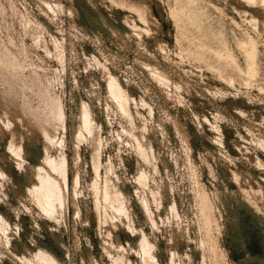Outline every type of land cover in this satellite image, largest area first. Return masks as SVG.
Listing matches in <instances>:
<instances>
[{
  "label": "bare ground",
  "instance_id": "6f19581e",
  "mask_svg": "<svg viewBox=\"0 0 264 264\" xmlns=\"http://www.w3.org/2000/svg\"><path fill=\"white\" fill-rule=\"evenodd\" d=\"M75 1L76 0H66L68 6H65L63 0H0V154L2 157L0 160V244L3 243L4 247L6 246L9 248L10 253H12L10 257L3 252V257L0 255V264H5L4 259H7L11 264L65 263L64 261L61 262L62 259L50 249L39 245L34 234L31 233L28 240H26V242L24 241L25 238L22 236V229L19 222L20 216L24 214L26 216H32L31 218H33L34 226L38 224L36 216H39L50 222V224H53V227L54 224H56L58 227L62 228V230H59L60 228L54 227L55 229L57 228V231L59 230V235L55 236V241L65 258L69 255L68 246L65 240H63L64 237L62 234L64 232L63 229H67V225L69 224L68 200L70 198V188L68 156L67 152H65L69 125H71L70 128L73 131V138L71 141L74 147V159L72 160L74 173L72 194L75 198H81L79 196L82 195L81 193H84L82 191L84 183L81 172L84 168L82 166L83 157L80 155L79 146L80 143L85 142L92 150L89 186L93 193H91L94 198L93 205L95 207H93L99 220L98 224L101 225L99 227L100 229L101 227L104 228V233L108 235L109 238L114 237L113 232L116 233V230L119 231L121 229L127 231L131 235L128 244L126 243L127 247L121 244V242L118 243L119 246H117L119 248L116 250L119 251L120 254L115 252V250L114 252L116 254L113 255L118 256L117 254H119V256L118 258L115 256L116 259L114 258V262H111L114 264H123L126 259L129 258H127V251L128 254L129 252L130 254L134 252V258H136L135 256L137 255V257H139L137 258L138 261L141 260L143 263L145 262V264H163L160 259L161 257H159V251L162 253V249H160L161 246H159V238H169L166 229V227L168 228L170 225L166 226V224L169 223V219L170 221L173 220V224L171 225L176 227L179 234L187 236L189 239L187 242L189 244L195 242L193 238L194 235H192L195 230L187 227L188 225L185 226L186 220L183 223L184 218H182L179 211L181 210L180 207L183 204L182 202V204L179 203V205L181 204V206H179L180 209L174 202H171L170 208H167L168 211L170 210L171 217L168 214L167 216L164 215L163 211L166 208L162 210V207H164V199L165 203H168L166 202V197L175 201L174 195L176 192L174 193V191L175 188L177 189L176 185H178L174 182L177 178V176L176 178H174V176L177 174L173 175L170 165L172 164L171 157L174 156L175 153L168 149L169 138L167 139L165 136V133L169 130L167 128V130L165 129L166 131H164L163 127L160 129L159 134L162 139L157 143L155 142V145L150 142L151 140L149 141L152 137L148 138V132H150L152 128L148 130L146 127L147 122L143 115V108L147 105L150 107V105H145L146 99H143V95L136 93L138 91L135 92V89H132L133 85L131 87V79L128 76V70L132 66H129L126 62L127 57L124 53L117 56V60L112 58L113 62L107 57L108 60H104V56L103 59H101L102 57L100 58V56L102 53L99 56H92L93 59L90 60V63L95 62L96 66L94 67V71H91V67H93L95 63H93L94 65L92 64L93 66H91V64L89 67L86 66L85 80L89 83L92 81V84L96 85V88L94 87L95 90H97V87L100 90H105V95L103 94L101 98H104L103 101L105 104L102 102L104 106H102L103 108L101 109L105 113L106 111L114 110L117 115L119 114V118L121 117L119 122L121 123L120 128H122V132L113 139L118 142L122 141L120 144L122 143L127 147V150L124 151L118 147V151L127 152L128 156H132V158L136 160L134 169L131 170L130 167L126 165V162V164H123L124 162H122V160L116 163L110 153L108 154L106 152L107 154H104V151L107 150L109 139L104 136L103 129H101V123L99 124L100 114L97 112L98 109L96 110L93 100L90 101L87 98L80 97V102H76V113H69L68 102L74 101V91L75 88L80 85L79 83L81 80L75 76L71 83L72 85L68 86L67 84V71H65L64 68L65 51H67L65 50V48H67L65 45H67V43H65L64 20L62 15L66 14L71 25H75L74 23L77 21L73 19L78 16V11L75 8ZM178 1L180 2V6L178 8H173L172 11L173 18L176 20L177 24L182 25L183 22L189 20L193 27L199 28L203 21V16L205 15L204 6L196 4L195 0H171L170 3L173 4ZM216 1L219 5L215 6L219 11L222 10L223 12L227 7L234 9L238 16L248 18V21L254 26L258 33L264 34V0ZM99 2L105 4L108 15L115 20L114 22L119 24V26H117V24L115 26V24H111V22H109L110 20L108 21L106 17L100 15L102 20H99V17V19L96 18L95 21L100 22L101 27L103 26L106 32L108 31L112 35L119 32L128 36L129 39L133 41V47L137 53H140L141 47L149 45L154 49L153 53L154 51L155 53L157 52L164 60L167 59L166 61H168V58L173 57L171 52L174 53V51L170 47V44L159 37L161 25L155 21L152 14V0H99ZM208 4L212 5L213 2ZM95 8L99 10V6ZM116 8L120 9V12L115 18L113 12ZM46 20H48V26H46ZM219 26L221 29L227 30V34L229 35L236 32L231 21H221ZM91 32V37H98L99 39L100 33H98V30L94 28V31L92 30ZM84 35L83 37L86 39L89 38V30ZM223 36L226 39L224 41H218L221 43V47H215V40L214 38H210L208 33H205L202 37L193 38V40H179V52L176 53V55L181 58L186 57L187 60L199 70L206 65L210 71L211 78L226 82V84L227 82H229L228 84L231 83L234 85H236L235 82L244 84L249 82V80H257L259 75L257 72L259 71L260 52L256 48L255 38L251 36L246 43L240 42L242 43L240 46L248 64V70L245 73L243 67L235 59L233 52L228 48L226 50L223 49L224 46L227 45L226 41L228 40L226 35ZM40 51L45 52L47 56L55 61L56 66L54 68L47 66L44 57L40 55ZM133 61L137 65L141 63L136 53ZM163 72L161 70L160 73L159 71L151 73H154L153 76H155L159 82L166 85L170 79L168 74ZM96 92L99 93L98 91ZM97 93L92 95L93 99L95 96V100H99L98 96H96ZM239 95L241 96L240 93ZM220 96L222 95L220 94ZM234 96H237V94H234ZM246 96L244 94V96L241 97L246 100V102H251L255 97L252 96V99ZM256 100L258 101V99ZM149 107L148 109H150ZM148 111L150 112V110ZM215 111L217 110L215 109ZM196 112L195 115H193H198L200 117V112L198 114ZM219 116L220 115H215L214 122L220 120ZM201 118L202 117H200V119ZM195 119H198V117H195ZM203 119H205V121L207 120L206 117ZM218 126L220 127V125ZM212 127L214 128L211 130L214 131L215 129V133L219 131V127L214 125ZM219 132L221 133V129ZM154 133L156 135L157 132ZM153 134H151V136H153ZM252 135L250 134L249 136ZM221 139L220 135L217 134L212 140L215 141L214 143H221ZM258 141H260V139H258ZM260 142L263 141L261 140ZM243 149L246 150L247 148ZM36 151L39 153H36ZM250 153L252 154L250 151L246 153V159L250 160V162L255 165H253L255 168L257 167L262 171L260 167L264 166V164L262 165L264 159L260 161L258 156L250 157ZM172 158L175 161V158ZM231 159L233 158L231 157ZM6 161H10L15 166L16 171L9 172L5 167ZM240 164H243V162ZM232 165L233 167H237V165ZM230 169L233 170V168ZM11 174L19 175L24 179L26 198L29 204L26 205L25 201H19L18 209L11 211L12 217L10 219L8 211L2 210L3 206L6 204L2 197V193L5 192V188L15 185L14 176ZM102 174H104L103 177ZM234 175L232 178H234ZM249 175L251 176H242L241 174L235 176L234 182L237 187L235 193L232 195H234L238 201H248L256 207H264V189L261 186L262 183L259 181L260 178L258 177L259 179L253 181L252 176H254V173L251 172ZM201 190H203L201 191L203 193H197L199 194L197 197L199 200L198 204L192 205H198L199 210L197 211H200V213L198 212L199 215L202 214L204 216H202V218H206L204 220V227L201 225L200 228L209 230L208 228H210L211 221L216 219L214 223L215 225L217 224L216 227L218 229L221 227L224 229V217L218 212H213L211 205L216 201H219V203L221 201L224 202L225 196L220 195V193L214 194L204 192L205 190L202 188ZM87 199L88 198L83 201ZM171 200H169V202ZM153 203L156 205L155 210L151 209ZM186 203L184 201V204ZM75 205L74 214L79 218V215L83 212L84 204L77 202ZM155 205H153V207ZM136 208H139L138 211H140L139 213L143 216L142 221L135 214ZM189 208L190 207H188V209ZM192 208V212H194V207ZM183 209H185V207H183ZM189 210L191 211V209ZM166 213L165 211V214ZM213 215L215 218H211ZM85 223L88 224L89 221ZM218 225H220V227H218ZM99 227L96 230H98ZM196 229V232L200 230H198V228ZM218 231L217 234H222L219 233L221 231ZM101 233L100 230H98L96 234L100 236ZM105 234L102 235V237L105 236ZM198 236H200V234ZM217 236L219 235H216V237ZM104 238H106V236ZM117 238H111L109 242L110 240L114 241V239L117 241ZM199 240L200 243H198V245L200 247L204 242H201L202 239ZM161 241L164 240H160V243ZM111 242L109 247L111 246L112 249L107 248L113 250L114 244H111ZM212 243L214 242L212 241ZM212 245L214 246L215 244ZM212 245L211 250L216 254L214 248L217 247V244L214 247ZM103 247L106 248V246ZM129 249L132 251H129ZM108 253L110 254L111 252ZM168 253L170 257H168L169 261L172 260L171 262L173 264H194L195 262L191 251L184 252L179 248L177 251L170 249ZM113 255H111V257H114ZM213 257L215 258V255H212V258ZM202 258L204 264H212L211 262L206 263V258L204 256ZM218 260L219 259H217V261ZM131 261L128 260L125 263H131ZM132 263H135L134 260ZM136 263L138 264V262ZM164 264H167V262Z\"/></svg>",
  "mask_w": 264,
  "mask_h": 264
},
{
  "label": "rangeland",
  "instance_id": "374dc122",
  "mask_svg": "<svg viewBox=\"0 0 264 264\" xmlns=\"http://www.w3.org/2000/svg\"><path fill=\"white\" fill-rule=\"evenodd\" d=\"M63 1L65 2H63L64 5L68 6L66 0ZM170 2L171 0H152L151 6L155 21L161 25L159 37L163 40H166L174 51V53L171 52L173 57L168 58V61H166L167 59L164 60V58L160 57L157 52L155 53L154 51L153 53L154 49L149 45L141 47L140 53H137L133 47V41L129 39L128 36H125L119 32L114 35L108 31L106 32L105 28L103 26L101 27L100 22L95 21L96 18L99 19L100 15L106 17V19H108V21L110 20L109 22H111L113 25L115 24V26L116 24L119 26V24L114 22L115 20L108 15L105 4L100 3L99 0H76L75 8L78 11V16L73 19H76L75 21H77H74L75 25L73 26L71 25V22L69 18H67L66 14H63L64 16L62 15L64 20L65 43H67V45H65V47H67L65 48V50H67L65 51L66 61L64 59V68L65 71H67V84L68 86L72 85L71 83L73 82L75 76L81 80L79 83L80 85L75 88L74 101L68 102L69 113H76V102H80V97L87 98L90 101L93 100L96 110L98 109L97 112L100 114L99 124L101 123V129H103L104 136L109 139V144L107 146V150L104 151V154L110 153L116 163L122 160V162H124L123 164L127 163L126 165L130 167L131 170L134 169L136 160L132 158V156H128L127 152L124 153L118 151L119 148H121L123 151L127 150V147L122 143L120 144L122 141L118 142L113 139L122 132V128H120L121 123L119 122L121 117L119 118V114L117 115L114 110V112L109 110L105 113L101 109L105 104L103 101L104 98L101 99L102 95H105V90H100L98 87L97 90H95L94 87L96 85H93L92 81L89 83L85 80V69L89 67L90 64L93 66V63H95H90V60L93 59L92 56H99L102 53L100 56V58L102 57L101 59H103L104 56V60L111 59V62H113L112 58L117 60V56L124 53L127 57L126 62L129 64V66H132L128 70V76L131 79V87L133 85L134 88L132 87V89H135V92L138 91L136 93L143 95V99H146V101L144 100L146 103L145 105H150V107L147 105L150 109H148L147 106L143 108V115L146 118V127L148 130L152 128L150 132H148V138H155L156 141L155 139L153 141L152 138L149 139V141L151 140L150 142L155 145L159 140L162 139L159 134L160 129L163 127L164 131H166L168 128L169 131L165 133L167 139L169 138L168 149H170V151H174L175 153L174 156H172L175 158V161L171 157L172 164H170L173 175L177 174L174 176V178L177 176V180L175 179L176 181L174 180V182L175 184H178L176 185L177 189L175 188L174 191V193L176 192L174 195L175 201H173V199L171 200L169 197H166V202L168 203H165L164 199V207H162V210L164 208L169 209L171 202H174L179 208L182 203L184 204V201L185 203L188 201L186 204H184V206L182 204L180 207L182 211H179L182 215V218H184L183 223L186 220L185 226L188 225L187 227L195 230L194 233H192V235H194L193 238L195 242H193V244H189L187 242V240H189L187 236L185 235V237L184 235L182 236V234H179L176 227L171 225L173 224V220L170 221L168 216L169 223H167L166 226L170 224L168 226L169 229L166 226L165 227L167 229L169 238H159V246H161L160 249H162V253L159 251V257H161V261L163 264L165 262H167V264H173L171 262L172 260L169 261L170 257L168 256V250L173 249L177 251L180 248L184 252H192L193 259L195 260L194 264H204V260L202 258L203 256L206 258V263L211 262L212 264H264V207H256L248 201H238V199L232 195L235 193L237 187L236 183L234 182L235 176L240 174L242 176H251L249 174H251V172L254 173V176H252L253 181H256V179L260 178L259 181L262 183L261 186L264 189V179H262L264 178V166L260 167L262 168V171L257 167L255 168V165L250 162V160H247L245 156L246 153L250 151L252 152V154H249L250 157L258 156L260 161L264 159V34L258 33L254 26L248 21V18L238 16L234 9L227 7L223 12L222 10L219 11V9H217L215 6L219 5L216 0H195L196 4L204 6L205 9V15L203 16L204 18L199 28L193 27L189 20L183 22L182 25H179L173 18L172 11L173 8H178L180 6V2L178 1L173 4ZM210 2H213V4H208ZM94 6H99V10ZM119 12L120 9L116 8L113 12L115 18L118 16ZM99 20H102L101 17ZM221 21H231L236 32L230 35L227 34V30L221 29L219 26ZM47 22L48 20L45 21L46 26L49 25ZM94 28L98 30V33H100L101 39L100 36L99 39L98 37H91V31H94ZM88 30L89 38L86 39L83 36H85L84 34L88 32ZM205 33H208L210 38H214L215 47H221V43L218 41H224L226 38H224L223 35H226L228 38L226 41L227 45L224 46L223 49L226 50L228 48L233 52L235 59L243 67L245 73L248 70V64L245 60L244 52L240 45L242 43H246L250 39L249 37L253 36V38L256 40V48L260 52V62L258 65L259 71L257 72L259 75L257 80H249V82L244 84L240 82H235L236 85L231 83L228 84L229 82L226 84V82L211 78L210 71L206 65L203 66L200 71L199 69L195 68L186 57L181 58L180 56L176 55V53L179 52V40H193V38L204 36ZM91 42L94 43L92 44ZM135 53L136 56L140 58L141 63L138 65L133 61ZM40 55L44 57L48 67L54 68L56 66L55 61L47 56L45 52L40 51ZM95 66L96 63L93 67H91V71H94ZM156 70H158L159 73L162 70V72L164 71L163 73L166 72L168 74L170 81L166 85L162 82H159L157 78L153 76L154 73H151L158 72ZM94 93H97L96 96H98L99 100H95V96L93 99L92 95H95ZM220 94L222 96H220ZM234 94H237V96H234ZM244 94L245 96L247 95L246 97H251L252 99L254 96L255 97L251 102H246V100L241 98L244 96ZM256 99H258V101ZM147 109L150 110V112ZM215 109L218 112L215 111ZM196 111H199L200 113ZM195 112L197 114L199 113V115H201L200 117L202 118L200 119L198 115L194 116ZM215 115H220V120L214 122ZM204 116L208 121L203 119L205 118ZM195 117H198V119H195ZM212 123L217 127L220 125L218 130L220 131L221 129V133L219 131L215 133V129L212 131V128H214L212 127ZM214 123L217 124L215 125ZM164 124L166 128L164 127ZM70 127L71 125H69L68 140L65 147V152H67L68 156L70 188V198L68 200L69 224L67 225V229H63L64 232L62 233L64 237L63 240H65V243L68 246V258H65L60 250V247L55 241V236L59 235L58 231L62 230V228L54 224V227H57L58 229L60 228L57 231V228L55 229L53 224H50V222L42 217L36 216L38 224L34 226L33 218H31L32 216H26L25 214L21 215L19 222L22 229V236H24V241L26 242L30 234H34L37 241L39 242V245L50 249L52 252L58 255L62 259L61 262H65L64 264H107L108 261L110 262H108V264H114L112 262H114L113 259L116 255L113 254H116L115 252L119 253V251H117L119 248L118 243L121 242V244L127 247L128 241L131 239V235L122 229L119 231L116 230V233L113 232V236L115 238L118 237L117 239L119 241H115V239L114 241L110 240V242L112 241L111 244L113 243L115 245H113L114 248L111 250L112 247H109V239L114 237L109 238L108 235L104 233V228L101 227L100 229L99 227L101 225L98 224L99 220L94 210L95 206L93 205V193L91 191V187L89 186V170L92 150L87 143L85 144V142L80 143L79 146L80 155L83 157L82 166L84 168L81 170V172L84 183L82 191L84 193H81L82 195L79 196L81 198H75V196L72 194V181L74 176L72 160L74 159V147L71 141L73 138V131ZM152 132H157L156 135L158 134V138L156 137L155 133L153 134ZM150 133L153 134V136H151ZM217 134H219L220 138H222L221 143H214L215 141L212 140ZM250 134L253 135L249 136ZM258 139H260V141L262 140L263 142L258 141ZM218 143L221 144L222 147ZM243 148H247L249 151ZM36 153L39 152L36 151ZM231 157L233 159H231ZM1 158L2 157L0 154V160ZM172 161H174L175 164ZM242 162L243 164H240ZM262 162L261 163L263 165L264 160ZM232 164H234V166L237 165V167H233ZM5 167L9 170V172L16 171L15 166L10 161H6ZM230 168H233V170ZM232 171L235 172V175ZM258 173L262 174L259 175ZM11 175L14 176L15 185L5 188V192L2 193V197L6 202L2 210L6 212L8 211L10 219L12 217L11 211L18 209L19 201H25L26 205L29 204L26 198L27 195L25 191L24 179L16 174ZM103 175L104 174H102V177ZM233 175L234 178H232ZM201 188L205 190L204 192H210L214 194L220 193V195L225 196L224 202L221 201L219 203V201H216L211 205L213 212H218L224 217V229H222V227L219 229L216 227L217 224H214L216 219H213V222L211 221L210 228H208L209 230L205 228V230H203L200 228L201 225L204 227V220L206 218H202V214L199 215L200 211H197L199 210L198 205H192L198 204L199 200L197 197L199 194L203 193L201 192L203 191ZM86 198L88 199L83 201ZM169 200L171 201L169 202ZM77 202L84 204L82 210L83 212H81L79 215L80 219L74 214V209L76 206L75 204H77ZM179 203L181 204L179 205ZM153 205L155 204L153 203L151 205V209L155 210L156 205L154 207ZM191 206L194 207V212H192L193 208ZM183 207H185L186 210L183 209ZM188 207H190L189 209H191V211L188 209ZM136 209L135 214L142 221L143 216H141L139 213V208ZM166 209L163 211L164 215H170V210L168 211V209ZM165 211L167 212L166 214ZM213 217L214 215L211 218ZM87 221H89L88 224L85 223ZM98 227L100 233L102 231L100 235L101 237L99 234H96L98 232V230H96ZM218 227H220V225H218ZM196 228L200 230L196 232ZM217 231L222 234H217ZM104 234L106 238H104L105 236L102 237ZM199 234L200 236H198ZM216 235L219 236L216 237ZM195 236L198 237L196 238ZM199 239H202L203 241L201 240V242H204L200 247L198 245V243H200ZM160 240L164 241H161L160 243ZM212 241L214 243H212ZM210 244H217V247L214 248L216 250V254L212 252ZM103 246H106V248ZM107 247L111 249H108ZM129 251L132 250L129 249ZM3 252L10 257L12 256L9 248L6 246L4 247L2 243L0 244L1 257H3ZM106 252H111L110 254L114 257H111L109 253L107 256ZM119 254L117 255L119 256ZM126 254L128 255L127 258L129 257L126 259V261L132 260L131 263L127 262V264H133V260L135 263L138 262V264H145V262L143 263L141 260L138 261L137 258L139 257H137L136 254V258H134V252H131V254L129 252L128 254L126 251ZM212 255H215V258L213 257L214 261ZM118 256L116 257L118 258ZM217 259L219 260L217 261ZM4 261L5 264H11V262H9L7 259H4ZM125 262L123 264H126Z\"/></svg>",
  "mask_w": 264,
  "mask_h": 264
}]
</instances>
